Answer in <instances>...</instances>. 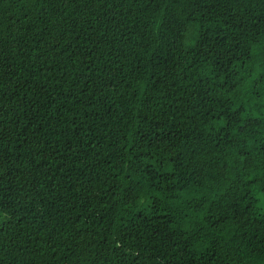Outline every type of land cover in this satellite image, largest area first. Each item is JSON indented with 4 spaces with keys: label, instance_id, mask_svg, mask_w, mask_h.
<instances>
[{
    "label": "trees",
    "instance_id": "obj_1",
    "mask_svg": "<svg viewBox=\"0 0 264 264\" xmlns=\"http://www.w3.org/2000/svg\"><path fill=\"white\" fill-rule=\"evenodd\" d=\"M0 264H264V0H0Z\"/></svg>",
    "mask_w": 264,
    "mask_h": 264
}]
</instances>
